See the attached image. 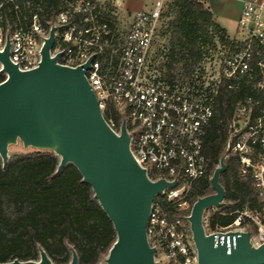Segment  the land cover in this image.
Masks as SVG:
<instances>
[{"label": "built area", "instance_id": "obj_1", "mask_svg": "<svg viewBox=\"0 0 264 264\" xmlns=\"http://www.w3.org/2000/svg\"><path fill=\"white\" fill-rule=\"evenodd\" d=\"M172 1L151 0V7L135 12L123 30L111 7L97 0H65L54 21L41 14V7L22 16L17 4L16 17L9 19L5 4L15 1L5 0L0 4V52L9 39L10 61L20 71L37 68L56 27L50 57H57L58 64L77 68L93 57L85 76L107 123L119 134L125 121L131 153L150 180L176 182L151 204L146 234L155 261L198 264L189 221L196 201L190 194L198 180L208 177L203 136L222 85L226 91H243L228 121L223 157L237 159L239 175L252 182L260 205L235 210L229 225L215 228L210 217L220 207L207 208L204 230L216 244L226 243L228 253L242 232H250L254 247L264 243V0H240L235 34L224 41L215 37L213 45L203 47L191 75L170 82L160 63L155 69L152 62L154 40ZM8 77L0 61V84ZM114 112L121 116L119 123ZM233 232L238 235L231 239Z\"/></svg>", "mask_w": 264, "mask_h": 264}, {"label": "water", "instance_id": "obj_2", "mask_svg": "<svg viewBox=\"0 0 264 264\" xmlns=\"http://www.w3.org/2000/svg\"><path fill=\"white\" fill-rule=\"evenodd\" d=\"M56 27H52L42 48L37 68L20 71L9 58L7 39L0 61L8 79L0 84V158L9 161V148L21 142L24 148L51 151L59 156L57 171L73 164L83 182L91 186L94 197L112 221L116 241L110 248L106 264H157L155 248L150 246L146 227L154 197L176 182L152 181L134 159L131 134L125 121L117 134L107 123L86 76L93 57L82 67L71 68L50 57ZM226 170L225 159L211 177L213 193L193 204L189 217L198 264H264V243L252 246L250 232L231 233L236 245L230 253L226 243H215L203 226L205 209L222 207L225 189L220 175ZM0 264H54L40 249L39 260L15 259ZM70 264H79L73 250Z\"/></svg>", "mask_w": 264, "mask_h": 264}, {"label": "trees", "instance_id": "obj_3", "mask_svg": "<svg viewBox=\"0 0 264 264\" xmlns=\"http://www.w3.org/2000/svg\"><path fill=\"white\" fill-rule=\"evenodd\" d=\"M4 1L0 0V4ZM14 1L5 4L4 15L9 19L16 17L17 4L22 16L41 7V14L54 21L65 3V0ZM27 2L30 8L26 7ZM107 4L111 7V2ZM164 17L169 18L164 26L169 40L160 68L163 78L170 82L189 77L202 59L203 47L213 45L215 37L222 41L227 37L202 0H173ZM242 95L243 91H226L221 86L215 113L203 136L208 177L198 180L192 188V203L213 193L210 177L225 154L228 121ZM113 117L120 122L119 113L114 112ZM59 163V156L51 151L16 155L6 166L0 158V262L36 261L40 249H44L54 264H70L73 250L78 254L79 264H98L116 241L113 223L94 197L91 186L83 182L73 164L57 171ZM225 164L226 170L220 175L225 202L212 213V228L229 225L236 216L235 210L260 205L252 182L240 177L237 159L226 158Z\"/></svg>", "mask_w": 264, "mask_h": 264}, {"label": "crops", "instance_id": "obj_4", "mask_svg": "<svg viewBox=\"0 0 264 264\" xmlns=\"http://www.w3.org/2000/svg\"><path fill=\"white\" fill-rule=\"evenodd\" d=\"M213 13L214 20L228 35L233 36L237 29V21L241 12L240 0H202ZM99 2V1H98ZM111 2L115 8V14L119 21L130 23L132 15L142 9L151 7V0L145 3L143 0H105L100 3ZM235 23L233 32H230L231 23Z\"/></svg>", "mask_w": 264, "mask_h": 264}, {"label": "rangeland", "instance_id": "obj_5", "mask_svg": "<svg viewBox=\"0 0 264 264\" xmlns=\"http://www.w3.org/2000/svg\"><path fill=\"white\" fill-rule=\"evenodd\" d=\"M99 2H103L105 0H97ZM145 3L148 2V0H143ZM111 9L113 12H115V8L113 6V4L111 3ZM169 18L164 17L162 18V25L158 31V34L154 40V44H153V64L152 66L156 69L157 65L159 63H161L163 61V52H165V50L167 49L168 46V40H169V36H166L164 34V26H166V24L168 23ZM121 24V28L123 30H126L127 28V22L126 21H119ZM235 27V23L232 22L231 26H230V32H233V29ZM210 63L209 60H205L204 61V65L207 66ZM36 151H43V150H39L33 147H28V148H24L23 144L21 142H18L17 144L11 145L9 148V160L16 156V155H22V154H29V153H34ZM225 202V199H224ZM108 254L104 255L100 262L98 264H106V258H107ZM40 259V258H39ZM160 264H166V263H160Z\"/></svg>", "mask_w": 264, "mask_h": 264}]
</instances>
